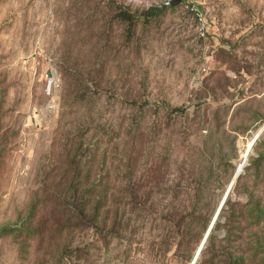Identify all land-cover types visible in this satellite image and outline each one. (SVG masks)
<instances>
[{"label": "rangeland", "instance_id": "obj_1", "mask_svg": "<svg viewBox=\"0 0 264 264\" xmlns=\"http://www.w3.org/2000/svg\"><path fill=\"white\" fill-rule=\"evenodd\" d=\"M164 1L0 0V264H264V0Z\"/></svg>", "mask_w": 264, "mask_h": 264}, {"label": "water", "instance_id": "obj_2", "mask_svg": "<svg viewBox=\"0 0 264 264\" xmlns=\"http://www.w3.org/2000/svg\"><path fill=\"white\" fill-rule=\"evenodd\" d=\"M180 2H182V0H165L164 2H162V6H165V5H176V4L180 3ZM260 132H261V130L257 133V135H256L255 139L253 140L252 144L254 143V141L256 140V138H257V136L259 135ZM241 169H242V167H241ZM241 169H239V170L236 171L235 177H234V179L232 180V182H231V184H230V186H229V188H228V190H227V192H226V194H225V196H224V199H223V201H222L221 204H220L219 209H220L221 206L223 205V203H224V201H225V199H226V197H227V195H228V193H229V190H230V188L232 187V184H233L235 178L239 175ZM211 227H212V224H211V226L209 227V229H208V231H207V233H206V235H205V237H204V239H203V242H204V241L206 240V238L208 237V234H209V231H210ZM203 242H202L201 246L199 247L198 252L201 250L202 245H203ZM193 263H194V262H192V264H193Z\"/></svg>", "mask_w": 264, "mask_h": 264}, {"label": "trees", "instance_id": "obj_3", "mask_svg": "<svg viewBox=\"0 0 264 264\" xmlns=\"http://www.w3.org/2000/svg\"><path fill=\"white\" fill-rule=\"evenodd\" d=\"M160 6H162V3L160 4ZM87 175H88V173H87ZM85 180H79L78 181V183H77V186L78 187H74V188H71V185H69L70 186V190L72 191L73 189V192H74V195L76 194V196H78L79 194L81 195V194H84V193H91L92 191L91 190H93V186L91 187V188H86V189H84V188H82L83 186H85L87 183H88V180L86 179V178H84ZM74 181H77V180H74ZM84 204V209H86L87 207H86V202H84L83 203ZM87 210V209H86ZM85 210V211H86ZM211 230V229H210ZM209 233H210V231H209ZM209 235V234H208Z\"/></svg>", "mask_w": 264, "mask_h": 264}]
</instances>
